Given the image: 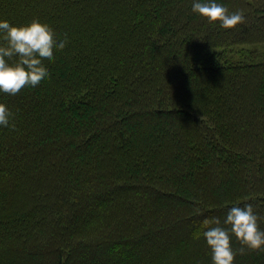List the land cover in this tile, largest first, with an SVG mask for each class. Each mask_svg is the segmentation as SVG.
Returning a JSON list of instances; mask_svg holds the SVG:
<instances>
[{
    "label": "trees",
    "instance_id": "trees-1",
    "mask_svg": "<svg viewBox=\"0 0 264 264\" xmlns=\"http://www.w3.org/2000/svg\"><path fill=\"white\" fill-rule=\"evenodd\" d=\"M194 2L0 0L69 41L50 79L0 93V264H212L204 220L248 203L264 230V60L243 48L264 0H216L233 29Z\"/></svg>",
    "mask_w": 264,
    "mask_h": 264
},
{
    "label": "clouds",
    "instance_id": "clouds-1",
    "mask_svg": "<svg viewBox=\"0 0 264 264\" xmlns=\"http://www.w3.org/2000/svg\"><path fill=\"white\" fill-rule=\"evenodd\" d=\"M192 11L210 24L219 22L224 29L245 23L243 12L229 13L216 0H195ZM0 40V93L10 96L50 79L43 61L54 62V52L63 51L69 42L66 33L63 39H58L53 28L38 18L19 26L0 20ZM0 127L16 129L14 113L4 103H0ZM259 220L251 203L231 207L223 226L218 218L204 220L203 237L211 251L212 264H234L238 254L264 252V230L260 229ZM233 237L241 245L239 249L232 247Z\"/></svg>",
    "mask_w": 264,
    "mask_h": 264
},
{
    "label": "rangeland",
    "instance_id": "rangeland-1",
    "mask_svg": "<svg viewBox=\"0 0 264 264\" xmlns=\"http://www.w3.org/2000/svg\"><path fill=\"white\" fill-rule=\"evenodd\" d=\"M243 48H244V52L247 51V52H250L251 54H254V56H253L254 61L264 60V43L254 44V45H246V46H243ZM238 49H239L238 47L234 48L235 51ZM239 59H242V58H239V55L234 54V60L237 61ZM247 61H250V60L247 59Z\"/></svg>",
    "mask_w": 264,
    "mask_h": 264
}]
</instances>
